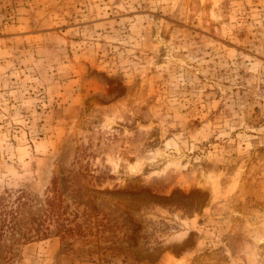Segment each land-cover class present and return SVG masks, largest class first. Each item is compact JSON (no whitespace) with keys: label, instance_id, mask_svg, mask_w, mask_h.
I'll list each match as a JSON object with an SVG mask.
<instances>
[{"label":"rangeland","instance_id":"rangeland-1","mask_svg":"<svg viewBox=\"0 0 264 264\" xmlns=\"http://www.w3.org/2000/svg\"><path fill=\"white\" fill-rule=\"evenodd\" d=\"M0 197V264H264V0H0Z\"/></svg>","mask_w":264,"mask_h":264},{"label":"trees","instance_id":"trees-1","mask_svg":"<svg viewBox=\"0 0 264 264\" xmlns=\"http://www.w3.org/2000/svg\"><path fill=\"white\" fill-rule=\"evenodd\" d=\"M2 200L3 197H0V206H2ZM50 205L52 212L55 213V202L53 200H50ZM1 211H3V208H0V241H2V239L5 237L6 227L11 228V230L14 231L13 233H16L18 226V222L16 221H13L12 224H9L6 219V213L5 212L1 213ZM61 219H62L61 216L58 217L59 228L57 229V231L62 233L63 236H65L67 232H71L72 230L67 226V224L64 221H61ZM48 234L49 231L46 230V232H44L43 235H48Z\"/></svg>","mask_w":264,"mask_h":264}]
</instances>
